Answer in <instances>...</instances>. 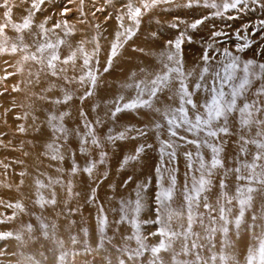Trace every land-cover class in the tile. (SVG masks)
I'll list each match as a JSON object with an SVG mask.
<instances>
[{
    "label": "rangeland",
    "instance_id": "obj_1",
    "mask_svg": "<svg viewBox=\"0 0 264 264\" xmlns=\"http://www.w3.org/2000/svg\"><path fill=\"white\" fill-rule=\"evenodd\" d=\"M75 2L76 0H43L41 12L44 15L37 9L36 13L40 14V18L52 13L53 18L57 16L60 20L71 22L75 19ZM152 3L158 5L159 12L165 5L170 6L163 13H158L159 20L155 22L153 18L156 12L150 6ZM84 4L87 5L92 20L101 22L103 31L107 32L115 26L110 21L111 12L106 6L101 9L95 0H85ZM137 4L146 13L135 18L129 15V20H145L150 30L158 21L167 25L172 16L176 17L175 9L178 12L182 10L181 27L185 33L177 32V26L173 30L169 28L172 30L169 34L158 31L160 40L166 42L162 44L167 48L164 51L153 47L152 42L157 38L143 41L135 49L136 53L144 51L141 66L132 62L125 69L103 73L105 84L100 91L109 90L111 94L121 95L116 85L128 89L130 84L135 85L140 80H152L153 72L165 74L168 69L175 67H166L162 60L170 55L176 58L178 53H181L180 66L186 77L184 82L190 91H195L193 84L198 82L205 68L209 70L206 77L210 78L213 71L235 62L238 74H242L243 67L248 61H252L250 72H255L256 78L250 75L252 84L247 98L249 103L260 102L258 106L262 111L255 113L254 118L264 120V96L255 94L264 84V73L258 67L264 64V24L256 28L252 23L254 20H264V11L254 12L250 6L247 16L255 17L245 22L240 15L242 10L232 12L235 3L232 8L222 10L204 8L200 0H121L119 3L120 6L131 7ZM211 14L225 17L228 24L214 22ZM38 21L42 22L41 19ZM189 22L192 23L191 28L186 26L185 29V24ZM1 23L0 36H6ZM50 24L54 26L55 23L51 21ZM178 40L179 49L175 47ZM20 50L23 49L16 41L0 44V236L4 237L0 239V264L19 262L20 251L17 243L12 241V236L19 240L28 239L30 245L33 244L42 251V257L32 264H71L76 253L68 254L69 242L72 238L77 241L84 229L92 222L94 226L98 221L105 228L95 226L93 234L97 242L91 249L80 250L83 258L90 262L87 264H121V261L124 264H153L150 249L158 246L161 240L168 243L165 237L153 235L160 227L154 222L160 207L157 197L171 185L174 178L175 193L170 202L171 208L184 212V216L174 219L171 227L182 233L187 228L188 215L186 209L182 208V193L185 192L186 184H192L194 176L199 178L202 171L211 169L213 148L220 149L218 158L223 163V167L211 169L212 175L206 177L211 180V193L206 195L215 211L205 209L202 205L195 208L194 214L203 216V226L199 220L192 225V231L198 233L199 237L191 236L187 241V254L183 250V236H180L171 241L168 251L160 253V259L155 264H247L249 248L255 251L260 239H264V194H252L251 207L245 208L242 223L236 228L235 218L240 208L236 189L249 183L237 180L236 176L248 175L249 170L241 165L251 164L253 156L260 151L252 143L244 144L241 135L245 140L264 142V136H257V132L264 130V124H254L241 132L237 124L238 114H233L228 124L229 134H219L215 138L208 137L206 131H186V126L170 128L167 120L171 117L164 113L169 107L176 108L181 103L176 95L179 88V80L176 79L171 80L169 87L156 97L139 87L124 98L108 96L104 100L93 101V105L88 104V107H92L89 114L102 116L106 119L105 126L98 127L96 134L91 135L88 122L82 121L79 128L85 129L86 137L79 133L72 134L71 130H76L71 126L72 123L50 124L48 120L53 115H67L72 100L68 94L73 93L70 89L71 82L81 86V81H77L76 75L70 72V67L63 63L67 61L68 54L54 55L57 57L54 64L59 68L54 72L47 69L54 81L47 89L46 86L38 89L37 85L47 83L41 82L33 69L24 67L19 60ZM153 55L161 57L154 60ZM24 75L32 76L27 86L32 91L40 90L42 97L54 91V100L50 101L49 97L44 98L46 101L42 98L37 100V105L40 103L38 108L41 103H48L52 108L45 107L35 115L28 116L26 108L29 105L26 107L25 96L18 86V79L22 80ZM130 75L135 80H131ZM25 85L23 81V92ZM205 95L197 92L193 99L200 102ZM145 101L148 103H144ZM129 104L136 106L125 107ZM186 107L191 118L193 110L190 106ZM99 108L100 112L97 111ZM74 115H79L82 119L86 117H82L80 111ZM92 125L96 127L97 120L93 119ZM172 131L177 132V135L173 136ZM241 147L245 149L243 154ZM187 153H192L191 159L187 157ZM201 158L204 169L200 168ZM66 161L69 162L68 165L64 164ZM256 164L264 165V159L256 161ZM35 166L36 174L32 175L28 169ZM238 167L241 168L240 173L234 171ZM89 168L91 172L86 171ZM83 170L86 171L85 179L80 175ZM255 171L260 172L261 168L257 167ZM221 182L227 187L221 188ZM251 186L261 187L258 184ZM114 187L122 188L123 195L117 196L112 191ZM23 188L27 190L24 191ZM224 193L227 194L226 197L222 195ZM227 200H232V203H227ZM137 201L140 210L134 212ZM221 208H224L227 219L231 221L227 225L226 234L220 231L224 224L219 219ZM228 209H231L230 213ZM211 217L216 218L214 224ZM69 224H73L71 230L68 229ZM181 224L184 228L180 227ZM212 227L217 231L209 236L206 229ZM9 233L11 235H7ZM85 234L88 236V233ZM193 242L197 244L195 249L191 247ZM141 243L143 248L140 247ZM134 250L141 251L142 255L129 259Z\"/></svg>",
    "mask_w": 264,
    "mask_h": 264
},
{
    "label": "bare ground",
    "instance_id": "obj_2",
    "mask_svg": "<svg viewBox=\"0 0 264 264\" xmlns=\"http://www.w3.org/2000/svg\"><path fill=\"white\" fill-rule=\"evenodd\" d=\"M84 1L85 0H76L73 5V8L75 9V19L71 22H66L65 20L58 19L57 16L53 18L52 13H48L43 18H40L39 13H42L43 0H0V23L2 21V30L6 33V36H0V44H6L8 41H16L19 43V46L23 49L19 51L21 55V57H19L20 62L24 67L33 69L41 82L47 83L46 85H37L38 89H41L44 86H46L47 89L51 86L50 83L54 81L52 75L47 71V69H50L54 72V70H58L59 68L54 64V55L62 56L68 54L67 61H63V63L67 64V67H70V72L76 75L75 79L81 81V86H77L78 84L73 85L71 82L72 85L70 86V89L73 93L68 94L72 97V100L67 115H53V118L48 120L50 121V124L59 123L60 125L62 122H66L70 125L72 123L73 125L71 126L76 130H71V133H79L86 137L85 129L79 128V124L82 121L88 122V131L91 135H95L97 128L100 126L104 127L106 122V119L100 115H90L89 113L92 110V107H88V104L93 105V101L104 100L108 96L124 98L126 95L133 93L134 90L139 87L148 91L153 87L151 82L158 75L164 74L163 72H153L151 73L152 80H140L135 85L130 84L128 89L122 85H116L121 95H115L114 93L111 94L109 90L100 91L101 86L105 84L103 73H113L120 69H125L126 66L132 62L141 66V56L144 51L136 53L135 49L141 45L143 41H150L149 39L157 38L161 44L157 40L153 42L151 41L153 47L164 51L167 48L165 45H162L166 44V42L160 40L159 36L161 32L169 34V32L171 33L176 26L177 28L175 29H177V32L181 31L182 33H185V31L183 27H181L183 26L182 10L178 12V10L174 8L176 10V17L172 16L171 21H168L167 25L158 21L150 30L147 27L145 20H129V15L133 16V13L137 9H139L140 14L146 13V10L144 8H139L138 4L133 7L128 5L120 6L119 3H121V0H95V2L100 5L101 9L106 6L111 12L112 19L110 21L115 26H112L107 32H105L101 29V22L96 23L92 20L93 17L87 9V5L84 4ZM136 1L137 0H131V2ZM200 2L202 7H208L212 10H217L219 8L221 10L229 9L232 8L233 3H235V9L232 12L237 13L239 10H242L240 15L245 22L254 19L255 17L254 15L252 17L247 16L250 6H252V11L254 12L264 11V0H200ZM150 6H152L153 11L156 12V16L153 18L154 22L159 20L158 13H163L166 8L170 7L169 5H165L159 12L156 3H152ZM36 9L39 13H36ZM42 15L44 14L42 13ZM38 19H41L42 22L40 23ZM211 19L219 24H228V20L225 19V17L214 16L211 14ZM51 21H54V26L53 24L51 26ZM25 23L28 24V27L26 28L23 27ZM252 23H254L253 27L258 28L261 24H264V20H254ZM190 24L192 23L189 22V24H185L184 28L186 29V26L191 28ZM158 31L160 32L159 34ZM218 31L219 30H215V32ZM134 39L139 43L134 41ZM152 53H154V51H152ZM160 57L161 56L153 55L154 60ZM168 57L163 60L161 59L162 63L166 67H170L171 65L175 68H180L183 73L180 66L181 53H178L176 58L173 57L172 60H169ZM50 65H54V67ZM171 74L172 76L177 75L176 73ZM25 76L26 75L22 77V80L18 79V86L19 90L25 96L24 101L26 107L29 105L26 108L28 116L35 115L38 111L44 110L45 107L52 108L48 103H41V107L38 108L40 103L37 105V100L41 98L44 100V98L47 97L50 98V101L54 100V91L48 92L47 96L42 97L40 90L32 91L33 89L28 88V83L32 76ZM130 79L135 80V77L130 75ZM23 81L26 83V89L24 92L22 91ZM92 87L97 88L93 89ZM176 103L177 101L175 104ZM100 110L101 109L99 108L97 111L100 112ZM77 111H80L82 117L86 115L85 119H82L79 115H74ZM93 119L97 120L96 127H93L92 125ZM28 125L29 123H27L26 126ZM107 162L108 161H106V163ZM64 164L68 165L69 162L66 161ZM36 167L37 166L28 169L30 174H36ZM85 174L86 171L83 170L80 174L82 179L86 178ZM55 176L56 173L54 171V177ZM57 176L59 177V172H57ZM30 187L32 188L31 185ZM112 191H114L117 196L123 195L122 188L114 187ZM92 223L83 230V233L78 235L77 241L74 238L75 242H73L72 238L69 242L67 248L68 254L76 253L71 264L90 263L83 258L80 250L91 249L97 242L96 237L93 234L95 226L105 228L101 221L96 222L94 226H92ZM71 227H73V224H69L68 229L71 230ZM85 233H88V236ZM12 241L17 243L20 251L21 258L18 255V264H32V262L34 263L42 257V251L33 244V246L30 245L28 239L19 240L17 237L12 236ZM153 259L155 258L153 257ZM43 260L44 259H42V261ZM42 263L50 264V262Z\"/></svg>",
    "mask_w": 264,
    "mask_h": 264
},
{
    "label": "snow or ice",
    "instance_id": "obj_3",
    "mask_svg": "<svg viewBox=\"0 0 264 264\" xmlns=\"http://www.w3.org/2000/svg\"><path fill=\"white\" fill-rule=\"evenodd\" d=\"M140 15L139 9H137L133 13V18ZM23 27H28V24L25 23ZM195 27V25H193ZM177 49L180 48V42L178 41L175 44ZM15 51V49H13ZM53 59H57V57H53ZM169 60H172L173 57L170 55L168 57ZM252 61H248V63L241 70L242 74H238V66L235 62L228 63L227 65L222 66L220 70L213 71L211 73L210 78L206 77L209 70L207 68L203 69V72L198 78V82L193 84V89L195 91H190L189 86L184 82L186 79L185 75L182 73L180 68H171L163 75H158L151 83L153 87H151L148 91L149 94L153 97H156L159 92L164 91L169 87L171 80H179V88L176 90V95L179 97L181 103L179 107L172 108L169 107L167 111L164 113L166 116H170L171 118L167 120L168 125L175 128H180L182 126H186L185 130L190 132H205L208 137L215 138L219 134L227 135L230 132L228 124L230 119L233 118V114H238L237 124L241 132L244 129H249L252 125L264 124V120L255 119V113L261 112L262 109L258 106L259 101L248 102L247 93L252 84V79H250V75L252 78H256L255 72H250V65ZM54 67V65H50ZM261 73H264V64L258 65ZM171 73H176V76H172ZM190 75V74H189ZM201 81L203 83H201ZM197 92L205 93V97L202 101L197 102L193 99ZM257 96H264V84H262L255 93ZM144 103H148L145 101ZM187 106H190L193 110L191 118L189 117V109ZM134 104L125 105V107L131 108L135 107ZM119 111V109H117ZM179 120V122H177ZM173 136L177 135V132L172 131ZM257 136H264V130L257 132ZM241 140L244 144L252 143L256 145L257 149L260 150L256 155L253 156V162L251 164L243 163L241 167L244 169H248V175H237V180H246L248 181L247 186L237 187L236 192L239 194L238 204L240 205L238 216L235 218V226L239 228L246 207H251V202L253 200V193L264 194V165H257L256 161L264 159V142L257 140H245L244 136L241 135ZM191 143H196V141H190ZM207 143V141H205ZM214 155L210 162L211 169H215L218 167H223L222 161L218 158L220 149L213 148L212 149ZM245 152L244 147H241V153ZM174 155V153L172 154ZM189 159L192 157V153L186 154ZM191 167V165H189ZM257 167L261 168L260 172H256L255 169ZM201 169H204V164L201 158ZM211 169H205L200 173L199 178L195 176L192 179V184L185 185V192L182 193L184 204L182 208H185L188 215L186 217L187 220V228L181 233L172 229L171 224L174 219H180L184 216V212L177 211L171 208V201L174 199L175 193V179H172L171 185L163 190L160 195L157 197L159 201L160 207L157 209V219L154 221L159 224L160 227L157 233H153V235H159L161 237H165L168 240L166 244L163 240L159 243L158 246H154L150 249L153 257V264H155L156 260L160 259V253L162 251H168L171 247V241L175 238L183 236L184 244L183 250L187 254L188 245L187 241L191 236L199 237L198 233H194L192 231V225L199 220L201 226H203V216L202 214L198 217L194 214V209L199 208L201 205L205 209H211L215 211V208L208 202L209 196L206 193H211V180L210 177L212 175ZM86 171L91 172V168L86 169ZM200 171V169H197ZM235 172L240 173L241 168L238 167L234 169ZM252 184L261 185V187L256 188L252 187ZM221 188H226L227 185L224 182L220 183ZM224 197L227 196L226 193L222 194ZM235 199V197H233ZM219 203V199L217 200ZM227 203L231 204L232 200H227ZM140 204L139 201L136 202V207L133 209L134 212H139ZM229 213L231 209L227 210ZM123 219V217H122ZM219 219L224 221V224L221 226L220 231L225 234L228 232L227 225L231 223L227 219V215L225 214L224 208L220 209ZM255 219V216L253 217ZM216 218L211 217V221L214 224ZM138 228L139 225L137 224ZM181 228H184V225H180ZM211 236L212 233L216 232L217 229L215 227L206 229ZM7 235H11L10 233ZM4 238L0 236V239ZM128 239H132V237H128ZM73 242L75 239L73 238ZM140 247L143 248V243L140 244ZM192 249L197 247L195 242L191 245ZM142 255V252L139 250H134V254L129 256V259H133L134 256L138 257ZM199 259V256H197ZM215 259V257H212ZM224 259V257H221ZM264 264V239H260L259 247L253 251L252 248H249V256L247 257V264ZM121 264H124L121 261Z\"/></svg>",
    "mask_w": 264,
    "mask_h": 264
}]
</instances>
